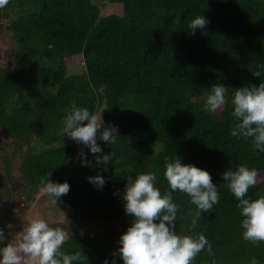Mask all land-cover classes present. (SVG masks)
Instances as JSON below:
<instances>
[{
  "label": "trees",
  "instance_id": "obj_1",
  "mask_svg": "<svg viewBox=\"0 0 264 264\" xmlns=\"http://www.w3.org/2000/svg\"><path fill=\"white\" fill-rule=\"evenodd\" d=\"M110 4L119 11H105ZM197 15L208 23L193 35L188 25ZM0 21L13 43V61L0 62V131L7 136L0 139V246L17 230L9 201L36 200L40 178L49 177L69 184L58 199L68 215L51 225L67 233L62 251L84 256L73 264H123L114 253L133 219L122 198L126 177L153 172L161 193L171 191L165 159L178 155L208 171L220 194L189 232L195 206L187 194L172 193L177 233H202L214 253L205 249L193 264H264V242L243 238L239 201L222 176L244 163L259 174L248 195H264V152L231 135L235 88L264 81V0H9ZM75 66L81 70L68 71ZM215 84L228 89L226 103L209 112L205 98ZM72 102L114 126L116 143L98 135L102 152L93 154L63 135ZM111 152L108 164L96 163ZM13 167L23 180L16 190L5 180ZM97 174L102 189L88 181Z\"/></svg>",
  "mask_w": 264,
  "mask_h": 264
},
{
  "label": "clouds",
  "instance_id": "obj_2",
  "mask_svg": "<svg viewBox=\"0 0 264 264\" xmlns=\"http://www.w3.org/2000/svg\"><path fill=\"white\" fill-rule=\"evenodd\" d=\"M9 0H0V8L8 5ZM208 23L202 15H197L188 25L192 34L196 29H204ZM264 68V64L258 65ZM260 77L259 70L253 72ZM228 89L223 84L211 86L206 94V110L216 112L226 103ZM232 116L237 123L231 130L233 137L251 139L254 150L264 152V81L259 85L251 84L235 88L232 96ZM107 107V106H106ZM105 107V108H106ZM104 108V109H105ZM63 119V135L79 144L88 147L93 154L101 153L97 144V136L105 143H116L117 129L105 127L97 115L86 107H78L72 102L66 109ZM102 128V131H101ZM81 157L84 152L81 150ZM113 153L97 156V164H108L112 161ZM82 165L87 164L86 158ZM107 170V169H105ZM164 177L171 191L163 194L155 186L157 176L153 172L138 173L135 178L129 175L123 192L125 213L131 216L132 223L119 238L120 247L115 255H119L123 264H193L199 253L207 250L214 257L211 244L201 234H178L176 220L178 205L173 202L172 193L179 191L190 197V203L195 206L191 212V227L189 232L202 218V213L213 210L219 203L220 194L217 185L213 183L208 171L191 163H182L181 158L165 159ZM9 188V174L7 173ZM225 186L239 201L237 208L243 217L241 227L243 238L247 241L264 242V195L252 198L249 189L258 183V172L241 163L235 170L230 168L222 173ZM88 181L98 188H103L105 179L102 175L88 177ZM42 191L54 198V202L62 195H66L70 188L67 182L59 183L41 177ZM13 225L8 224L11 229ZM67 233L59 227H51L42 218H32L27 221L22 230L17 232L14 239L0 246V264H73L84 257L81 251L67 254L62 246L67 240ZM6 237L0 228V243ZM107 264V261H105ZM112 264H115L113 259ZM212 264H215L213 259Z\"/></svg>",
  "mask_w": 264,
  "mask_h": 264
},
{
  "label": "rangeland",
  "instance_id": "obj_3",
  "mask_svg": "<svg viewBox=\"0 0 264 264\" xmlns=\"http://www.w3.org/2000/svg\"><path fill=\"white\" fill-rule=\"evenodd\" d=\"M105 11L107 12L119 11V7L118 5L110 4L105 8ZM12 47H13V43L12 40L10 39V32L5 27V25L0 21V62L2 64H6L11 60L13 61ZM74 70L80 71L81 67L75 66L68 69V71H74ZM0 139L3 140L7 139V136L4 135L1 131H0ZM9 177H12L13 181H11L8 189L16 190L17 188L23 185V180L19 177L14 167L11 169V172L9 173ZM5 180L6 182L8 181V176H6ZM0 182H2V179H0ZM1 204H3V202L2 203L0 202V205ZM8 207H9L8 211L13 212V214L16 215L18 221V223H16L15 225V228L17 230L13 234L12 237L13 239L17 235V232L22 230L26 222L31 220L32 218H42L45 221H47L49 225L52 227L51 225L52 223L58 224L59 222H63L66 218V215H68L67 214L68 211L66 210L67 206L60 203L58 199L56 200V202H54V198L47 195L43 191H41V194H39V197L36 200H32V202L30 201L29 204H18V200L13 199L12 201H9ZM60 210L62 211L60 212ZM108 224L110 225L111 223ZM110 227L111 226H109V228ZM119 227L120 226L117 224L115 228H119Z\"/></svg>",
  "mask_w": 264,
  "mask_h": 264
}]
</instances>
